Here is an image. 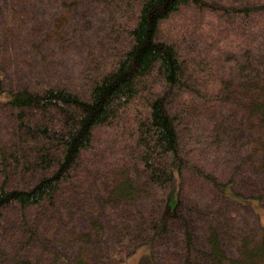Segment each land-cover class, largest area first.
<instances>
[{"label": "trees", "instance_id": "trees-1", "mask_svg": "<svg viewBox=\"0 0 264 264\" xmlns=\"http://www.w3.org/2000/svg\"><path fill=\"white\" fill-rule=\"evenodd\" d=\"M188 7L229 48L164 37ZM27 41L80 81L5 87ZM0 91V264H264V0H0Z\"/></svg>", "mask_w": 264, "mask_h": 264}, {"label": "rangeland", "instance_id": "rangeland-1", "mask_svg": "<svg viewBox=\"0 0 264 264\" xmlns=\"http://www.w3.org/2000/svg\"><path fill=\"white\" fill-rule=\"evenodd\" d=\"M223 3L228 2L229 0H219ZM215 15V14H214ZM198 18L199 20H197ZM210 24L209 28L213 30L214 34L220 35V37L217 38V40H220L219 43H215L214 46L222 45L228 47V34L227 31L234 33L236 30H238V26L235 24H232L231 22L225 21L224 18L213 16L210 14L203 13L202 16H198L196 14L195 10L191 7L183 9L178 14H175L172 19L167 21L163 24L162 27V34L164 37H166L169 40H176L182 38V35L184 36L183 40L188 41V45L190 46L191 50L195 51V53H199L203 51V39H200L199 32L204 27L207 26V24ZM236 36V35H235ZM250 34L246 35V38H249ZM227 39V43L225 42V39ZM23 39V38H22ZM30 41H27L26 48L24 45H21L19 49H16L15 55H16V62H10L7 61V64L5 66V69L7 71V77L4 81V86L15 90L19 88L23 84H32L33 82H37L36 80H42V82L48 83V82H69L71 84H75L80 81V78H82L81 70L83 71L84 63L79 59L78 56L76 58H69L65 60V64H63L61 61H55L54 62V69H50L49 65L51 63L40 61V64H43L42 66H34L32 65V62L28 61L29 59H26L25 57L28 56L25 53L30 49ZM213 46V47H214ZM229 48V47H228ZM25 54V55H24ZM43 53H40L39 56L43 57ZM222 58H225L224 55H220ZM61 62V65L58 67H55V63ZM80 63V65H78ZM219 63V66H221V61L214 62V64ZM87 64V63H86ZM24 66V67H23ZM63 66V67H62ZM217 66V67H219ZM23 71V72H22ZM53 75V76H52ZM53 80V81H50ZM8 96L7 91H0V99H4ZM97 139L100 140L101 145L102 143H105L108 141L106 147L107 150L103 149L102 159L105 162L107 158L112 157V152L117 148L121 147V143L119 139H113L109 136V132L107 131H100L99 135L97 136ZM225 147V150L223 153L219 150V156L215 157V159L223 158L225 157L226 153L231 150L229 147H227L226 144H223ZM104 148V147H103ZM176 185L173 186L170 199H169V205L173 207L177 201V182ZM176 187V188H175ZM256 209L259 212L260 222L262 224V227L264 228V205H256ZM146 252L145 249H138L136 253L132 254L128 260L127 264H140V258L142 255H144Z\"/></svg>", "mask_w": 264, "mask_h": 264}, {"label": "bare ground", "instance_id": "bare-ground-1", "mask_svg": "<svg viewBox=\"0 0 264 264\" xmlns=\"http://www.w3.org/2000/svg\"><path fill=\"white\" fill-rule=\"evenodd\" d=\"M175 184V183H174ZM176 185V184H175ZM176 188V187H175ZM247 245V244H246ZM243 246V245H242ZM248 251V250H247Z\"/></svg>", "mask_w": 264, "mask_h": 264}]
</instances>
